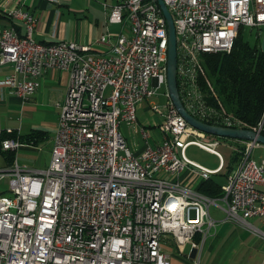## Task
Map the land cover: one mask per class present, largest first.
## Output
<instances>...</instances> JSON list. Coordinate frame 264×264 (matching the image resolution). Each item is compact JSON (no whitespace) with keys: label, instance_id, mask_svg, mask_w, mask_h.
Segmentation results:
<instances>
[{"label":"built area","instance_id":"obj_1","mask_svg":"<svg viewBox=\"0 0 264 264\" xmlns=\"http://www.w3.org/2000/svg\"><path fill=\"white\" fill-rule=\"evenodd\" d=\"M164 2L176 27L177 82L186 109L211 124L246 128L234 113L209 103L201 78L206 54L231 52L242 28L264 24V0ZM8 15L21 20L25 32L0 25V65L13 66L0 85L27 100L47 69L67 70L71 80L49 166L31 169L15 161L0 168V264H173L167 239L180 253L191 244L200 264L198 253L217 227L212 206L250 228V217L264 220V158L252 157L261 143L245 142L242 162L220 197L182 180L186 170L199 181L218 174L223 164L209 169L189 159L187 149L196 144L222 157L221 141L191 125L172 99L170 34L158 0H117L108 21L124 29L101 34L99 41L109 46L103 53L71 40H37V18L22 7ZM164 84L168 104L149 107L160 117L163 137L152 143L142 126L146 144L136 152L121 126L137 125L138 105ZM261 129L262 123L255 128ZM4 132L0 127V137ZM23 145L13 137L2 141L5 150Z\"/></svg>","mask_w":264,"mask_h":264},{"label":"crops","instance_id":"obj_2","mask_svg":"<svg viewBox=\"0 0 264 264\" xmlns=\"http://www.w3.org/2000/svg\"><path fill=\"white\" fill-rule=\"evenodd\" d=\"M116 2L117 0H0V25L14 26L24 33L22 21L8 15L10 10L22 7L37 18L34 29L37 40H71L91 44L94 52L103 53L109 46L99 41L101 34L111 32L115 36L124 29L123 24L108 21L109 11ZM249 28L251 27H245V30ZM251 29H258L253 44L264 50V24ZM11 72L12 65H0V80ZM38 79L39 87L27 100L13 93L8 86L0 85V127L5 130L4 135L17 138L24 144L14 151L1 147L0 168L9 167L15 161L31 169H44L50 164L51 150L71 75L67 70L47 69ZM142 104L143 102L138 105V111L142 109ZM8 129L12 131L8 132ZM144 146L134 143L131 148L139 152ZM182 180L197 186L200 184L190 170L182 174ZM210 211L217 220V227L204 243L209 252L231 254L234 261L241 250L243 255H250L249 259H252L255 252L264 250V236L260 232L264 231L262 218L252 216L248 219L257 229L255 230L241 222L227 219L226 211L217 206H212ZM258 238L261 241L257 244ZM165 248L167 249L166 246ZM191 257L194 255L191 254ZM172 262L174 264V260Z\"/></svg>","mask_w":264,"mask_h":264},{"label":"trees","instance_id":"obj_3","mask_svg":"<svg viewBox=\"0 0 264 264\" xmlns=\"http://www.w3.org/2000/svg\"><path fill=\"white\" fill-rule=\"evenodd\" d=\"M244 29L231 52L205 55L201 84L210 104L219 109L232 107V111L224 110L234 113L246 128L255 129L262 123L264 133V50L250 43ZM6 137H0V148ZM221 185L211 177L200 181L198 189L216 198L223 195Z\"/></svg>","mask_w":264,"mask_h":264},{"label":"rangeland","instance_id":"obj_4","mask_svg":"<svg viewBox=\"0 0 264 264\" xmlns=\"http://www.w3.org/2000/svg\"><path fill=\"white\" fill-rule=\"evenodd\" d=\"M243 29L244 28L240 30L241 32H239L238 37L242 35ZM257 31L258 29L251 28L247 29L246 31V37L252 44L256 41ZM167 92V85L164 84L163 86H160L158 88L156 94L152 98L146 99L143 102L142 109L138 111V126L136 125L129 127L126 124H123L121 126V130L123 131L130 147L133 146L134 143H138L139 145L146 144V139L144 138L141 130L142 126H146L147 130H150V132L152 133V143H155V139H162L163 133L159 129V126L156 125L160 122V117L157 113L151 112L149 110V107L150 103H155L156 105H159L161 107L166 106L168 104ZM231 108L232 107L224 106V109L226 110L232 111ZM219 140L221 141V144L219 147H217V150L222 154V157L196 144H192L189 146V148L187 149V156L192 161H195L209 169L219 168L223 164L222 170L218 174H215L213 177L221 184H225L228 182V175L232 172H235V169L242 162V159L244 157L245 143L238 139L226 137H220ZM252 157L257 161H261V159L264 157V144L257 145L253 149ZM233 166L235 167L232 168ZM257 241L258 244L261 239L258 238ZM204 245L202 246L201 251H199L197 256V260H199L200 264H246L247 262H249L248 264H264V250H261V252L259 253L255 252L252 259H249L250 255L248 257L246 255H243V250H241L233 261L231 254L225 255L219 252L211 253ZM165 246L173 257L172 260H174V264H196L195 259L191 257V244L186 245L183 253L179 252V247L173 239H167L165 241ZM245 256L247 258H245Z\"/></svg>","mask_w":264,"mask_h":264},{"label":"water","instance_id":"obj_5","mask_svg":"<svg viewBox=\"0 0 264 264\" xmlns=\"http://www.w3.org/2000/svg\"><path fill=\"white\" fill-rule=\"evenodd\" d=\"M158 2L167 18L170 34L167 71L168 88L171 93L172 99L180 113L191 125L198 128L199 130H202L203 132L214 134L220 137L245 141H256L258 143L264 144V133H262L261 131H257L251 128H234L211 124L206 121L200 120L186 109L181 99L177 82V33L174 19L164 0H158ZM191 254L195 255V250H192Z\"/></svg>","mask_w":264,"mask_h":264},{"label":"bare ground","instance_id":"obj_6","mask_svg":"<svg viewBox=\"0 0 264 264\" xmlns=\"http://www.w3.org/2000/svg\"><path fill=\"white\" fill-rule=\"evenodd\" d=\"M158 212H165V203H158Z\"/></svg>","mask_w":264,"mask_h":264}]
</instances>
